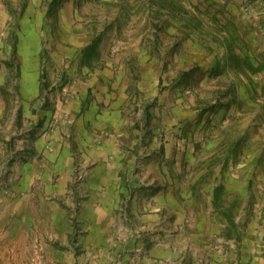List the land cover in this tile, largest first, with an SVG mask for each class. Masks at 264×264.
Here are the masks:
<instances>
[{
	"label": "rangeland",
	"instance_id": "obj_1",
	"mask_svg": "<svg viewBox=\"0 0 264 264\" xmlns=\"http://www.w3.org/2000/svg\"><path fill=\"white\" fill-rule=\"evenodd\" d=\"M76 84L120 94L146 143L172 136L195 264H264V0H0V264H26L23 165Z\"/></svg>",
	"mask_w": 264,
	"mask_h": 264
},
{
	"label": "crops",
	"instance_id": "obj_2",
	"mask_svg": "<svg viewBox=\"0 0 264 264\" xmlns=\"http://www.w3.org/2000/svg\"><path fill=\"white\" fill-rule=\"evenodd\" d=\"M111 78L117 85L120 76ZM66 92L64 101L53 100L55 114L41 127L37 156L22 166L26 194L18 199L17 213L33 234L22 259L26 264H195L205 244L193 235L201 238L205 228L192 218L187 224L192 196L180 177L182 154L172 155V136L163 146L146 143L152 135L146 130L130 131L122 115L129 105L120 94L110 101L93 91L96 97L88 105L78 84Z\"/></svg>",
	"mask_w": 264,
	"mask_h": 264
}]
</instances>
